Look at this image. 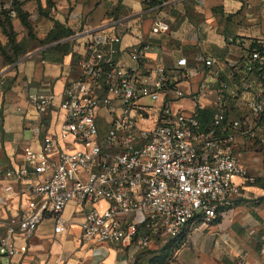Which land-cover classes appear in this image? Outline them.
Segmentation results:
<instances>
[{"label":"built area","instance_id":"obj_1","mask_svg":"<svg viewBox=\"0 0 264 264\" xmlns=\"http://www.w3.org/2000/svg\"><path fill=\"white\" fill-rule=\"evenodd\" d=\"M142 30L141 16H122L99 28L84 24L68 38H85V53L59 103V131L37 150L24 146L21 165L0 170L25 202L8 235L0 236L9 254L18 252L11 237L28 239L46 220L55 234L65 233L69 204L75 205L71 217L81 216L82 240L139 250L156 236H177L191 221L213 224L235 205L241 189L233 178L247 175L235 153L237 138L256 141L264 131V38L245 47L229 37L238 53L202 56L194 64L181 57L168 71L146 62L159 49L149 40L123 47L125 36ZM170 30L169 21L156 18L150 37ZM207 93L216 99L211 121L203 123ZM28 97L40 114L55 105L54 95ZM183 99L195 104L192 113L172 107Z\"/></svg>","mask_w":264,"mask_h":264},{"label":"crops","instance_id":"obj_2","mask_svg":"<svg viewBox=\"0 0 264 264\" xmlns=\"http://www.w3.org/2000/svg\"><path fill=\"white\" fill-rule=\"evenodd\" d=\"M23 2L26 0H22ZM150 1V0H149ZM42 19L39 42L57 30L73 34L84 24L99 28L111 19L143 18V30L127 35L123 47L140 38L156 44L157 51L147 54L149 65L163 64L168 71L177 67L181 57L194 64L202 56L222 57L240 51L227 39L236 37L247 47L253 40L264 38V0H158L147 11L144 0H35ZM55 3L59 7L55 16ZM53 6V7H52ZM122 11L115 15L118 7ZM71 7V11H66ZM165 18L171 24L168 33L150 37L153 20ZM71 34L60 41L43 44L41 53L19 60L0 74V170L23 163V147L31 144L39 149L42 140L59 131L64 113L59 108L66 85L79 76L78 58L85 53V38L73 41ZM65 45H59V44ZM123 60L129 63L127 54ZM199 76L193 80L196 82ZM188 90L189 84L181 85ZM31 93L54 95L55 105L40 114L29 102ZM213 93L201 98L204 109H211ZM174 109H195L190 100L174 101ZM203 123H209L203 120ZM235 153L246 168L245 177L235 176L233 183L241 189L235 205L224 210L218 220L207 224L202 219L190 223L188 236L175 251L169 264H264V131L260 139L246 142L237 138ZM15 184L0 176V236L8 235L11 219L22 212L25 202L13 195ZM106 202L97 204L100 209ZM74 204L64 210L71 219L67 231L55 234L51 220L44 221L34 236L11 237L18 252L14 255L2 248L0 257L8 264H148L150 254L129 244L98 243L82 240L81 216L72 218ZM165 237H154L150 249H158ZM147 250V249H146Z\"/></svg>","mask_w":264,"mask_h":264},{"label":"rangeland","instance_id":"obj_3","mask_svg":"<svg viewBox=\"0 0 264 264\" xmlns=\"http://www.w3.org/2000/svg\"><path fill=\"white\" fill-rule=\"evenodd\" d=\"M17 8L26 14L30 27L23 22ZM71 9L67 7L66 11ZM58 10L59 7L55 3L51 16L54 17V11ZM39 12V6L35 0L24 2L17 0L16 4L13 0H0V74L19 60L30 58L44 50L45 46L37 37H39V26L47 20L42 19L45 17ZM0 250L2 251L1 245ZM1 260L2 257H0V263ZM2 264H8V261L4 259Z\"/></svg>","mask_w":264,"mask_h":264},{"label":"trees","instance_id":"obj_4","mask_svg":"<svg viewBox=\"0 0 264 264\" xmlns=\"http://www.w3.org/2000/svg\"><path fill=\"white\" fill-rule=\"evenodd\" d=\"M14 3H17V0H13ZM146 7H150V6H155L158 3V0H144ZM23 10H21L20 8H17V12L19 14V16L21 17V19L23 20V22L27 25V27H30V23H28L27 18H26V14L24 12H22ZM122 11V8L119 6L116 9V13L115 15H119L120 12ZM60 24H57V30L55 32H53V34H49V37L46 39V41L42 42L43 44H47V43H52L54 41H60L62 39H65L66 37H68L71 33H67L66 30H59L58 28H60ZM59 45H65L64 44H59ZM212 112L213 110L211 109H203L199 111L200 114V120L203 122V120H208L209 122L211 121V117H212ZM218 220V219H217ZM216 220V221H217ZM215 221V222H216ZM194 221L189 222L182 230V232L180 234H178L175 237H168L167 241L164 242L158 249H150L148 248L147 250L145 249V251H143V253H147L150 254V259L148 260V264H169L172 260V258L174 257L175 251L177 249H179L183 243L185 242V240L187 239L188 236V227L190 225V223H192Z\"/></svg>","mask_w":264,"mask_h":264}]
</instances>
